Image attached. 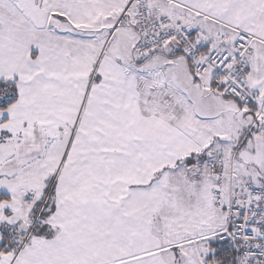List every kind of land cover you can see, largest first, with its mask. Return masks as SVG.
Segmentation results:
<instances>
[{"label": "snow or ice", "instance_id": "1", "mask_svg": "<svg viewBox=\"0 0 264 264\" xmlns=\"http://www.w3.org/2000/svg\"><path fill=\"white\" fill-rule=\"evenodd\" d=\"M0 264H264V0H0Z\"/></svg>", "mask_w": 264, "mask_h": 264}]
</instances>
